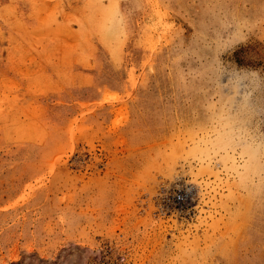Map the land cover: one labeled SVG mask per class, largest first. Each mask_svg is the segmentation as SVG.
Returning <instances> with one entry per match:
<instances>
[{
    "label": "rangeland",
    "instance_id": "374dc122",
    "mask_svg": "<svg viewBox=\"0 0 264 264\" xmlns=\"http://www.w3.org/2000/svg\"><path fill=\"white\" fill-rule=\"evenodd\" d=\"M0 264H264V0H0Z\"/></svg>",
    "mask_w": 264,
    "mask_h": 264
},
{
    "label": "built area",
    "instance_id": "2783aa9c",
    "mask_svg": "<svg viewBox=\"0 0 264 264\" xmlns=\"http://www.w3.org/2000/svg\"><path fill=\"white\" fill-rule=\"evenodd\" d=\"M173 201H175L176 203L182 205L183 202H185L186 200V194L181 192V191H178V192H175L173 195Z\"/></svg>",
    "mask_w": 264,
    "mask_h": 264
}]
</instances>
